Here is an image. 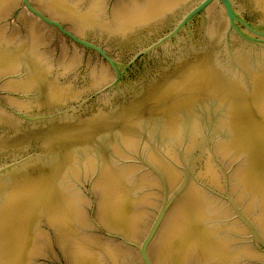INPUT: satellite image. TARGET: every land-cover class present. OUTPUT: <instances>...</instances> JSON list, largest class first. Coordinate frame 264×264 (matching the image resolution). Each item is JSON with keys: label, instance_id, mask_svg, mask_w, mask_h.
<instances>
[{"label": "water", "instance_id": "water-1", "mask_svg": "<svg viewBox=\"0 0 264 264\" xmlns=\"http://www.w3.org/2000/svg\"><path fill=\"white\" fill-rule=\"evenodd\" d=\"M261 229L264 0H0V264Z\"/></svg>", "mask_w": 264, "mask_h": 264}]
</instances>
